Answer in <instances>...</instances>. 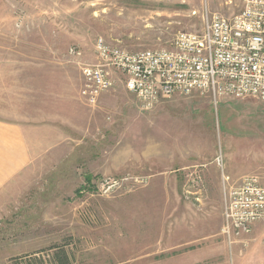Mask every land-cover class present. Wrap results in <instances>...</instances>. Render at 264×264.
<instances>
[{
    "label": "rangeland",
    "instance_id": "374dc122",
    "mask_svg": "<svg viewBox=\"0 0 264 264\" xmlns=\"http://www.w3.org/2000/svg\"><path fill=\"white\" fill-rule=\"evenodd\" d=\"M206 5L226 16L241 8L238 0H0V103L39 119L65 98L84 104L79 63L97 62L99 37L130 51L170 47L177 33L202 30ZM116 81L78 126L54 139L39 134L32 164L0 192V264H56L63 250L71 264H190L184 252L205 256L201 264H264V221L252 245L247 236L224 249L218 235L225 188L248 174L264 181V102L178 92L144 111L124 77ZM159 146L179 153L163 176L153 166ZM184 173L191 179L182 182ZM105 177L120 182L108 196L97 191Z\"/></svg>",
    "mask_w": 264,
    "mask_h": 264
},
{
    "label": "built area",
    "instance_id": "2783aa9c",
    "mask_svg": "<svg viewBox=\"0 0 264 264\" xmlns=\"http://www.w3.org/2000/svg\"><path fill=\"white\" fill-rule=\"evenodd\" d=\"M238 1L241 8L232 16L213 12L206 5L202 30L177 33L170 47L130 51L99 37L97 62L79 63L85 80L82 97L96 105L115 86L118 73L144 111L178 92L209 93L215 103L222 97L264 102V0ZM70 52L82 55L77 48ZM218 164L222 167L221 158ZM119 187L116 178L105 177L97 191L108 196ZM224 201L221 231L230 243L244 241L254 225L264 221L263 179L254 174L243 176L238 185L225 188Z\"/></svg>",
    "mask_w": 264,
    "mask_h": 264
},
{
    "label": "crops",
    "instance_id": "0c3cea01",
    "mask_svg": "<svg viewBox=\"0 0 264 264\" xmlns=\"http://www.w3.org/2000/svg\"><path fill=\"white\" fill-rule=\"evenodd\" d=\"M118 76L120 75L116 73L115 81L117 80ZM100 99L97 105L94 106L99 105ZM84 101L85 105L81 102V100H75L72 98H65L63 100H60L59 108L55 113H53V115H50L48 111H46L42 113L43 117L40 119L39 117H31L28 112H23L21 108L13 107L10 106V104L6 103H0V192L10 182L19 177L32 164L34 152L41 148L39 134H44L43 136H45L46 140H49L52 137L54 139L55 135L61 136L63 134L60 128H75L76 126H78V120L87 117L88 110L85 109V106H89L90 104L87 103L85 99ZM136 103L137 105H139L137 99ZM152 152L155 157L153 166L154 170L157 172L155 176L165 175V165L168 163H170L171 165L172 163L174 164L179 155L177 150H174L172 148L168 149L167 146H159ZM183 166H185V164ZM183 169V171H185V169L187 168L183 167ZM188 175L189 174L187 173L183 174L182 182H185L189 177H192H188ZM199 178L203 180V174H201ZM223 210L224 207L222 209V223L220 225L218 235L221 238V242L225 245V248H223L227 249L228 245L232 247L238 242H241V240H235L233 243H230L226 236L222 234L221 230L224 224ZM190 229L191 227L189 225L183 224L182 226L180 225L179 230L185 231L186 236H188V232L190 231ZM253 233L254 232H252V234ZM252 234L249 235L251 236L250 238L248 237L249 244L251 245L253 241ZM209 235H211V233H209ZM209 235H207L206 238ZM198 240L199 239L195 240V242H197ZM246 240L247 238H245V242ZM254 253H256V250H254L253 254ZM183 254L185 256H183L182 254H176L175 262L173 263H176L178 260L180 261L182 256L184 258L186 257V260L190 264H201V262H203V259L205 258V256L199 254L198 252H195L193 254L184 252Z\"/></svg>",
    "mask_w": 264,
    "mask_h": 264
},
{
    "label": "trees",
    "instance_id": "16d2710c",
    "mask_svg": "<svg viewBox=\"0 0 264 264\" xmlns=\"http://www.w3.org/2000/svg\"><path fill=\"white\" fill-rule=\"evenodd\" d=\"M92 179V175H87L85 178L86 182H90ZM56 257L57 258L54 259L56 264H71L70 256L67 254L66 250H63L61 253L58 252Z\"/></svg>",
    "mask_w": 264,
    "mask_h": 264
}]
</instances>
